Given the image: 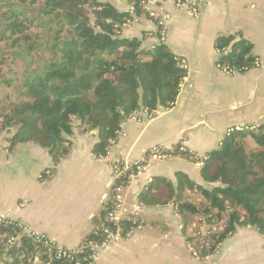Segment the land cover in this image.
I'll return each mask as SVG.
<instances>
[{
  "label": "trees",
  "instance_id": "obj_1",
  "mask_svg": "<svg viewBox=\"0 0 264 264\" xmlns=\"http://www.w3.org/2000/svg\"><path fill=\"white\" fill-rule=\"evenodd\" d=\"M151 0H128L134 14L120 12L106 0H0V64L9 59L38 57L41 65L21 73L14 100L0 101V136L8 134L7 152L19 145L39 146L48 151L52 167L41 178L54 176L57 166L72 150L76 124L86 132H98L93 148L97 159L108 157L119 139L124 122L141 111L154 116L172 108L179 96L187 70L163 42L152 49L142 41L122 36L123 28L135 17L148 14ZM235 37L215 43L221 69L243 75L254 67L253 46ZM2 44L4 47H2ZM12 87L15 79L3 81ZM1 82V83H3ZM250 137L256 147H248ZM168 155L202 162L200 186L178 173L176 184L162 181L164 196L147 200V205L174 203L188 246L201 260L240 228H255L264 236V126L256 131L235 130L221 149L202 159L180 147ZM130 174L126 171L125 177ZM127 184V178L120 180ZM112 195L95 229L81 244L84 252L66 258L45 247L35 236L25 235L11 246V237L21 233L18 223L0 225V257L14 264H87V244L104 239L112 210ZM217 224L218 230L205 238L190 235L193 222ZM124 234L134 227L133 219L121 223Z\"/></svg>",
  "mask_w": 264,
  "mask_h": 264
},
{
  "label": "crops",
  "instance_id": "obj_2",
  "mask_svg": "<svg viewBox=\"0 0 264 264\" xmlns=\"http://www.w3.org/2000/svg\"><path fill=\"white\" fill-rule=\"evenodd\" d=\"M106 1L123 13L131 8L128 0ZM196 1L197 14L178 7L176 0H151L144 6L148 12L164 7L171 14L165 41L148 14L134 18L122 30L124 38L141 40L145 50L163 42L182 62L187 77L175 105L154 116L141 111L124 122L105 159L93 155L98 132L76 125L70 155L45 181L42 175L52 167L48 151L19 145L8 153V136L2 134L1 215L64 247H77L102 226L95 220L111 197L114 162L137 160L153 146L167 151L180 147L203 160L222 148L230 129L264 126V0ZM229 36L235 37L233 45L240 40L251 44L262 69L253 67L235 76L223 72L215 43ZM202 166V162L176 155L151 163L146 175L126 191L129 214L124 221L133 219L132 233L104 252L97 264H264V236L255 228L238 229L215 255L201 260L179 229L174 203L147 205L143 201L148 189L147 200L164 196L162 181L176 184L178 173L206 186ZM0 264L14 263L0 257Z\"/></svg>",
  "mask_w": 264,
  "mask_h": 264
},
{
  "label": "built area",
  "instance_id": "obj_3",
  "mask_svg": "<svg viewBox=\"0 0 264 264\" xmlns=\"http://www.w3.org/2000/svg\"><path fill=\"white\" fill-rule=\"evenodd\" d=\"M176 4L178 7H183L187 9L189 12L193 14L198 13V2L196 0H176ZM131 14H134V8L131 7ZM149 16L156 21V25L160 32L161 41H165L167 37V26L169 21L171 20V14L164 7H159L149 12ZM136 18V17H135ZM136 21V19H133ZM255 68H261L262 66L260 62L256 61L254 63ZM220 68V66H219ZM221 69V68H220ZM223 72L228 75L235 76L237 75L235 71H228L227 69H221ZM257 126L245 127V128H237L240 131H250L254 132L257 130ZM233 132V129L228 131L229 134ZM184 150V149H181ZM168 151L161 146H153L151 147L147 153L133 161H116L112 164L113 167V175H112V188L111 195L114 201V206L111 211H109L107 216V221L109 222V226L104 229L105 237L100 242H89L87 244V249L89 251V256L85 259L87 264H97L101 255L106 252L112 246L117 245L125 238L129 237L132 233L131 231L127 234H124L121 223L124 221L126 215L129 214V207L126 202V191L127 188L136 180L143 178L149 170V165L153 162L163 161L168 158ZM109 155V153H108ZM130 170V174L126 177V171ZM123 178H127V184H121L120 180ZM179 219V229L183 232V225ZM18 223L21 229V233L11 237L9 244L11 246L19 245L21 243V239L25 235L35 236L36 240H40V242L44 243L45 247L51 250H56L57 256H63L66 258H70V256L79 255L84 252L81 245L74 248H67L60 245L55 240L49 238L45 235L35 234L31 231V229L23 224L20 221L12 220L8 216H4L0 214V225L7 223ZM217 224L208 225L203 220L197 219L193 222L189 234L195 235L200 238H205L206 236L211 235V233L216 232L218 230ZM189 249L192 251L193 255L199 258L197 251L189 246ZM7 260H11L10 258L5 257ZM33 264H40L39 258L34 259Z\"/></svg>",
  "mask_w": 264,
  "mask_h": 264
},
{
  "label": "rangeland",
  "instance_id": "obj_4",
  "mask_svg": "<svg viewBox=\"0 0 264 264\" xmlns=\"http://www.w3.org/2000/svg\"><path fill=\"white\" fill-rule=\"evenodd\" d=\"M2 47H4L3 44ZM32 61H35V64L32 66V68L41 65V60H39L37 56L34 57V59L33 58L29 59L27 57L25 58V60L9 59L5 65L0 64V101L15 99L17 95V92L15 91V86L18 85L19 81L22 79L21 73L30 70L28 64L31 63ZM12 79H15V83L13 84L12 87H7V85L4 84L3 82ZM78 124L79 123H77L76 125ZM6 135L8 136V134ZM246 142L249 148L254 149L256 147L255 143L250 137L246 139Z\"/></svg>",
  "mask_w": 264,
  "mask_h": 264
}]
</instances>
